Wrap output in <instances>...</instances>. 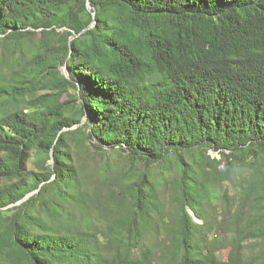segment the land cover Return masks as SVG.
Listing matches in <instances>:
<instances>
[{"label": "trees", "instance_id": "trees-1", "mask_svg": "<svg viewBox=\"0 0 264 264\" xmlns=\"http://www.w3.org/2000/svg\"><path fill=\"white\" fill-rule=\"evenodd\" d=\"M86 2L0 0V264H264V0Z\"/></svg>", "mask_w": 264, "mask_h": 264}, {"label": "rangeland", "instance_id": "rangeland-1", "mask_svg": "<svg viewBox=\"0 0 264 264\" xmlns=\"http://www.w3.org/2000/svg\"><path fill=\"white\" fill-rule=\"evenodd\" d=\"M68 100L67 96L66 95H63L62 98H61V101H66ZM85 120H86V117H83L82 121L83 123H85ZM209 153L212 155V156H215L216 155V152L214 151H209ZM29 169L32 168V165L29 164L28 165ZM230 195H232L230 193ZM217 207H219V210L221 209V207L223 206L222 204V200L220 199L218 201V203L215 204ZM217 212H218V209H217ZM191 216L193 217V219L196 221V222H200L195 216L194 214L191 212L190 213ZM219 216V215H217ZM229 227V226H228ZM259 226L258 225H254L252 224V232H250L246 238V240L244 242H242V245L244 247V251L248 254L249 253H253V254H259L261 252H264V239L262 238H258L256 235H255V232L256 231H253L255 229H257ZM254 228V229H253ZM222 233V232H221ZM218 234V235H221ZM223 235L225 236V238H229V235H226L223 233ZM221 254H222V257L223 258H226L228 256V249H224L221 251Z\"/></svg>", "mask_w": 264, "mask_h": 264}, {"label": "water", "instance_id": "water-1", "mask_svg": "<svg viewBox=\"0 0 264 264\" xmlns=\"http://www.w3.org/2000/svg\"><path fill=\"white\" fill-rule=\"evenodd\" d=\"M86 6H87V9L89 10V12L92 14V16H94V11H93V9H92L91 6H90V2H89V0H87V2H86ZM91 25H92V24H90V25L88 26V28H89ZM74 38H75V36H72V37H71V40L74 39ZM62 72L64 73V75L68 76V72L66 71V68H65V67L62 68ZM50 163L53 164V151H51V154H50ZM35 192H36V191H35ZM33 193H34V192H31V193L27 194V195H26V196H25L20 202H22V201L28 199ZM20 202H19V203H20Z\"/></svg>", "mask_w": 264, "mask_h": 264}]
</instances>
